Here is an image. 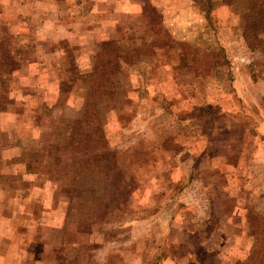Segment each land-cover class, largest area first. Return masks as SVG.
I'll list each match as a JSON object with an SVG mask.
<instances>
[{
  "label": "rangeland",
  "instance_id": "obj_1",
  "mask_svg": "<svg viewBox=\"0 0 264 264\" xmlns=\"http://www.w3.org/2000/svg\"><path fill=\"white\" fill-rule=\"evenodd\" d=\"M122 1L117 15L95 10L91 25L76 10L73 49L49 62L40 101L23 115L29 128L13 129L33 167L10 191L27 197L6 208L17 212L6 264H206V254L215 264H264V0H209L208 13L192 0ZM23 12L11 10L8 33ZM204 142L206 161L239 167L229 168L226 191L235 220L243 217L241 235L208 251L188 246L203 236L184 244L179 235L212 214L209 189L183 170L199 154L178 152Z\"/></svg>",
  "mask_w": 264,
  "mask_h": 264
},
{
  "label": "crops",
  "instance_id": "obj_2",
  "mask_svg": "<svg viewBox=\"0 0 264 264\" xmlns=\"http://www.w3.org/2000/svg\"><path fill=\"white\" fill-rule=\"evenodd\" d=\"M84 2L86 4H83ZM16 7L25 11L23 14L26 16L22 21H19V26L15 28V33L12 31L8 33V28L13 26L10 19L12 17L11 10H15ZM56 8L64 9L65 12L62 17L54 18V15L48 16V13L45 15V10L59 11ZM125 9L126 7L122 0H62V3L57 2V0H0V11H2L0 12V94L3 95L0 102L1 104H7L5 107H0V264H6L2 251L10 246L7 245L6 239H8V234L15 231V225L11 219L17 216V212L14 215L12 211L7 212L6 208L12 205L16 206L20 202H25L27 197V194L24 193L11 195V188L14 185L18 189L19 186L21 187L20 184L23 182L27 183L26 180L30 179L29 174L33 167V162L29 159V151H27L29 147H25V150L22 149L21 135L15 134L13 129L18 127L24 128V126L29 128L28 118H24L23 115H27L28 102L33 101L31 99L40 101V97H37L35 92L38 91V82L41 83L39 80L44 82L46 68L50 70L49 62L51 61V63L55 64V61H58L59 63L64 56L68 55L66 53L73 49L75 27L73 23L75 22L74 18L78 15L76 10L80 11L79 17L85 18L86 22L91 25L92 15H99L95 13V10H103L109 13L115 11L117 15L119 11H124ZM136 14L133 13L134 16ZM49 21H51L50 28L48 27ZM100 22L104 26L106 25V22L102 20ZM108 30L106 29L104 33H107ZM196 52L198 53V51ZM12 58H14V61L21 59V64L15 63ZM14 73L21 75L17 81V83H20L18 88L19 91L21 90L20 92H14V88L11 86ZM87 74L89 75V79L92 76H94V79H97L99 76L97 69L89 71ZM7 78L9 79L7 80ZM28 81L30 87L26 83ZM31 83L34 85H31ZM46 83H49L48 91H54L57 87L56 80L51 79L50 81L47 79ZM23 84H27V86L24 88ZM26 90L30 91V95H26ZM19 105L20 107L22 106L21 109L20 107L18 109ZM13 107L16 108V111L13 110L15 109ZM195 108L197 109L198 107ZM2 109L6 110L2 111ZM214 115L219 117V114L214 113ZM193 117L198 120L203 119L201 115ZM228 124L229 129L235 124L231 120L230 115ZM33 127L34 124H31V128ZM215 129L216 127L213 126L210 132ZM210 132L206 133V136ZM205 142L202 144L203 147L202 145L186 148L179 147L178 152H187L193 155V158H196L199 154V158L196 161L198 163H191L187 167L183 166V170H188L190 174L191 172L194 174L196 171L198 174L196 173L197 175L194 177L200 178L198 180L209 189L207 199L210 200L209 207L212 206V214L211 217L199 218L195 226H189L185 223L187 228L190 229L185 230V227H182L179 231L181 234L179 233V235L183 239L186 238L184 244L190 241L189 234L193 232L196 236H203L201 240L190 242L188 246H194L197 249L205 248L208 251L210 248L215 250L218 246H221L223 239L227 237L231 239L236 234L241 235L240 231L242 230L240 228L243 227V217L238 218L237 221L235 220L237 214H239V211L235 208L236 196L231 194V192L227 194L226 191L233 184L235 178L234 175L232 176L231 173H228L229 168H231L230 170L233 174H236L235 169H239V167L232 166L227 169L228 172H223L224 168L220 169L221 167L219 164L217 165L216 161H206L204 155L207 152H211L212 147H208ZM199 173L201 174L199 175ZM186 179H190V176L186 177ZM19 180H21V183ZM217 185L220 186L222 191L220 189V191L214 193ZM226 202H228V206L234 207L236 210L219 213L218 208L220 204ZM220 219L222 224H219ZM210 220L212 221L211 228L203 230L210 223ZM183 239H180L179 242L182 243ZM206 258L208 260L206 264H215L213 255L206 254Z\"/></svg>",
  "mask_w": 264,
  "mask_h": 264
},
{
  "label": "trees",
  "instance_id": "obj_3",
  "mask_svg": "<svg viewBox=\"0 0 264 264\" xmlns=\"http://www.w3.org/2000/svg\"><path fill=\"white\" fill-rule=\"evenodd\" d=\"M195 4H201L203 7H202V9L205 11V12H207L208 13V9H206L207 8V2L209 1V0H192ZM201 2V3H200ZM248 30H246V35H248ZM92 75H96V74H92Z\"/></svg>",
  "mask_w": 264,
  "mask_h": 264
}]
</instances>
